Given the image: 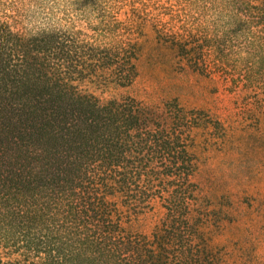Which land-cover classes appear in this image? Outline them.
Returning <instances> with one entry per match:
<instances>
[{
    "label": "trees",
    "instance_id": "16d2710c",
    "mask_svg": "<svg viewBox=\"0 0 264 264\" xmlns=\"http://www.w3.org/2000/svg\"><path fill=\"white\" fill-rule=\"evenodd\" d=\"M166 3L0 0V264H222L195 178L225 121L89 85H132L153 41L264 120V0Z\"/></svg>",
    "mask_w": 264,
    "mask_h": 264
},
{
    "label": "rangeland",
    "instance_id": "374dc122",
    "mask_svg": "<svg viewBox=\"0 0 264 264\" xmlns=\"http://www.w3.org/2000/svg\"><path fill=\"white\" fill-rule=\"evenodd\" d=\"M144 49L132 85L101 90L90 84L89 88L102 98L131 95L160 103L176 97L185 107L207 109L225 121L231 136L223 147L202 150V163L195 178L211 203L209 231L222 264H264L263 115H258L259 122L236 126L238 114L234 113L232 90L207 75L180 67L170 50L153 41L146 43ZM1 148H6V143ZM6 165L5 169L16 171L13 162ZM161 214L162 209L155 202L151 210L139 216L137 229L149 233Z\"/></svg>",
    "mask_w": 264,
    "mask_h": 264
}]
</instances>
